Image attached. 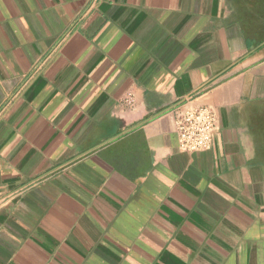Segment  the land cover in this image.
<instances>
[{
	"label": "crops",
	"instance_id": "0c3cea01",
	"mask_svg": "<svg viewBox=\"0 0 264 264\" xmlns=\"http://www.w3.org/2000/svg\"><path fill=\"white\" fill-rule=\"evenodd\" d=\"M0 264H264V0H0Z\"/></svg>",
	"mask_w": 264,
	"mask_h": 264
},
{
	"label": "built area",
	"instance_id": "2783aa9c",
	"mask_svg": "<svg viewBox=\"0 0 264 264\" xmlns=\"http://www.w3.org/2000/svg\"><path fill=\"white\" fill-rule=\"evenodd\" d=\"M133 97L128 94L125 104H132ZM173 128L182 152L193 153L208 150L216 129V115L208 106H196L173 111Z\"/></svg>",
	"mask_w": 264,
	"mask_h": 264
}]
</instances>
